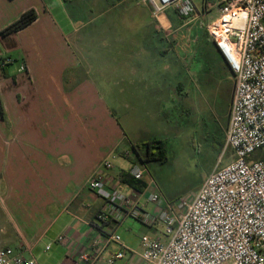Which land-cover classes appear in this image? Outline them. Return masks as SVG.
I'll list each match as a JSON object with an SVG mask.
<instances>
[{"label":"crops","instance_id":"1","mask_svg":"<svg viewBox=\"0 0 264 264\" xmlns=\"http://www.w3.org/2000/svg\"><path fill=\"white\" fill-rule=\"evenodd\" d=\"M102 1L0 0V248L40 256L38 264H84L78 254L94 238L133 229L131 219L146 222L118 212L111 224L100 223L105 203L88 181L117 152L114 167L105 170L109 185L148 213L143 200L155 189L150 178L138 191L123 176L137 162L134 145L152 143L157 153L162 117L179 107L188 82L180 43L166 36L174 25L166 13L156 18L140 0L101 7ZM31 9L34 22L2 34ZM211 51L227 84L234 75L213 42ZM7 58L13 61L4 65ZM107 92L109 100H125L126 128ZM141 152L148 155L147 146ZM119 249L110 245L104 258Z\"/></svg>","mask_w":264,"mask_h":264},{"label":"built area","instance_id":"2","mask_svg":"<svg viewBox=\"0 0 264 264\" xmlns=\"http://www.w3.org/2000/svg\"><path fill=\"white\" fill-rule=\"evenodd\" d=\"M152 8L154 17L174 9L182 18L195 14L196 0H140ZM213 5L206 0L203 13ZM220 16L207 26L216 48L234 75V92L224 149L233 159L215 168L190 199L174 206L167 202L155 215L143 212L126 194L112 188L105 170L114 167L118 153L106 159L102 170L88 181V188L105 206L98 214L102 224L122 212L151 225L161 222L164 238L142 237L140 252L129 249L121 235L108 231L94 238L78 259L84 264H117L130 251L131 264H264V159H253L264 151V0H219ZM13 60L7 58L3 64ZM132 151L123 153L129 157ZM137 162L130 175L141 182L147 177L155 186L148 201L164 200L146 163ZM59 241L67 238L61 235ZM119 250L104 258L110 245ZM51 246H47V250ZM0 264H38L12 247L0 248Z\"/></svg>","mask_w":264,"mask_h":264},{"label":"rangeland","instance_id":"3","mask_svg":"<svg viewBox=\"0 0 264 264\" xmlns=\"http://www.w3.org/2000/svg\"><path fill=\"white\" fill-rule=\"evenodd\" d=\"M208 1L213 5L208 13H203L206 0H196L195 14L189 18L180 17L174 9L166 11L167 17L174 24L165 28L166 36L170 42L180 43L181 60L188 72V82L184 80L186 89L181 92L179 107L173 109V114L167 111L162 117L165 121L157 141H161L165 161L147 163L150 176L157 183L164 200L162 205H157L144 198L143 203L149 214L154 209L158 213L166 202L175 206L182 198L190 199L215 168H221L233 159V152L225 151L224 145L232 98L230 89L234 87V77L227 84L224 83L214 62L211 51L213 40L207 26L220 16V10L219 0ZM109 3V0H105L100 6L105 7ZM71 9L73 11L74 6ZM205 73L209 74L208 82L205 81L208 79L204 76ZM185 75L184 73L186 79ZM105 94L108 98V92ZM106 101L112 105V102H117L114 105L116 117L122 127L126 128L125 100L108 98ZM151 122L152 116L147 117L146 125L151 126ZM154 133L152 129H147L146 136L152 139ZM159 151L158 148L157 152ZM141 156L145 158V152H141ZM262 156L264 151L256 153L253 159H261ZM130 222L135 227H123L119 234L128 242L132 251H141L144 235L164 238V226L161 222L152 227L147 222L141 223L134 219ZM130 258L132 254L127 251L126 257L117 264H130ZM36 259L41 263L40 256Z\"/></svg>","mask_w":264,"mask_h":264},{"label":"trees","instance_id":"4","mask_svg":"<svg viewBox=\"0 0 264 264\" xmlns=\"http://www.w3.org/2000/svg\"><path fill=\"white\" fill-rule=\"evenodd\" d=\"M36 18H37L36 11L34 9H31V10L25 12L16 22L12 23L7 28H5L2 31V34L6 35V34H9L12 32L20 31L23 28L30 25L32 22H34L36 20ZM0 110L2 112L1 102H0ZM228 124H229V116H228ZM155 143H157L160 151L157 153H152V151H151V144L152 143H147L144 145V146H147V148H148V155H146L145 158H143L141 156V154L139 153V149L143 148L144 146H142V145H136L135 146L134 145V150L138 154V158L146 164L148 162H151V161H162V162L165 161V153H164V150H162L163 148L161 149V147H162L161 141H157ZM254 157H255V155H254ZM261 159H264V156H262ZM123 181H125L131 187L138 189V191H142L141 189L146 187V184L144 182H141L139 180L134 179L128 172L125 174V176H123Z\"/></svg>","mask_w":264,"mask_h":264}]
</instances>
